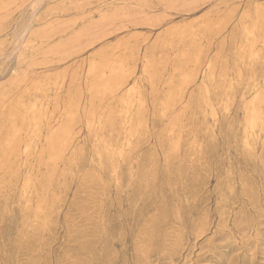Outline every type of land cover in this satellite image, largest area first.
<instances>
[{"label": "rangeland", "instance_id": "374dc122", "mask_svg": "<svg viewBox=\"0 0 264 264\" xmlns=\"http://www.w3.org/2000/svg\"><path fill=\"white\" fill-rule=\"evenodd\" d=\"M0 264H264V0H0Z\"/></svg>", "mask_w": 264, "mask_h": 264}, {"label": "bare ground", "instance_id": "6f19581e", "mask_svg": "<svg viewBox=\"0 0 264 264\" xmlns=\"http://www.w3.org/2000/svg\"><path fill=\"white\" fill-rule=\"evenodd\" d=\"M26 32L28 33L29 31H26ZM26 32H25V33H26Z\"/></svg>", "mask_w": 264, "mask_h": 264}]
</instances>
